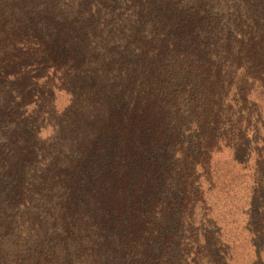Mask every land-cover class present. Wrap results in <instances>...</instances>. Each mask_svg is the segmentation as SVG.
Segmentation results:
<instances>
[{
  "label": "trees",
  "instance_id": "trees-1",
  "mask_svg": "<svg viewBox=\"0 0 264 264\" xmlns=\"http://www.w3.org/2000/svg\"><path fill=\"white\" fill-rule=\"evenodd\" d=\"M225 151L264 264V0H0V264H233Z\"/></svg>",
  "mask_w": 264,
  "mask_h": 264
},
{
  "label": "rangeland",
  "instance_id": "rangeland-1",
  "mask_svg": "<svg viewBox=\"0 0 264 264\" xmlns=\"http://www.w3.org/2000/svg\"><path fill=\"white\" fill-rule=\"evenodd\" d=\"M67 104V96L59 93L57 108L60 109ZM50 133V129H44L42 136L48 137ZM253 153L256 155L255 151ZM229 157L230 153L227 151L214 157L213 170L217 177L215 176V180L210 183H203L205 194H202V197L207 201V207L211 209V216L220 228L221 234L229 241L233 264H251L255 253L249 237V227L252 226L249 222L251 214L247 210L251 204L249 197L252 181L245 177V173H240L241 168L235 166ZM238 158L247 161L249 150H244ZM250 163L252 166L254 161L251 160ZM245 228H248V231ZM38 250L35 245L29 246L27 251H23L21 256L23 259L19 260L18 264H46L44 261L46 250L43 257L37 255L40 253Z\"/></svg>",
  "mask_w": 264,
  "mask_h": 264
}]
</instances>
